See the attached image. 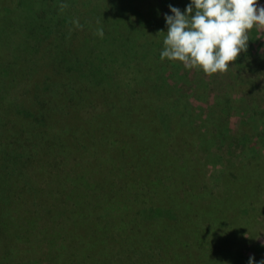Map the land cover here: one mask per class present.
Returning <instances> with one entry per match:
<instances>
[{
	"label": "trees",
	"instance_id": "1",
	"mask_svg": "<svg viewBox=\"0 0 264 264\" xmlns=\"http://www.w3.org/2000/svg\"><path fill=\"white\" fill-rule=\"evenodd\" d=\"M94 1L65 38L73 56L44 65L8 109V53L59 20L23 11L41 29L20 45L0 0V264H258L264 108L228 91L217 112L197 71L160 59L159 3L189 0ZM123 68L134 82L114 76ZM219 140H235L237 158L213 150Z\"/></svg>",
	"mask_w": 264,
	"mask_h": 264
},
{
	"label": "rangeland",
	"instance_id": "2",
	"mask_svg": "<svg viewBox=\"0 0 264 264\" xmlns=\"http://www.w3.org/2000/svg\"><path fill=\"white\" fill-rule=\"evenodd\" d=\"M117 1L111 0V3H117ZM119 1L122 2L123 0ZM176 2L170 1L166 5L163 2L159 3L160 11L164 15H171L169 9V5H171L183 12L190 0L181 6L176 5ZM12 3L13 5L8 7V30L10 29L11 32V35L8 34V39L10 41H16L22 45L28 34L34 37L40 33V24L35 25L36 19L34 18L24 17L23 11L32 9L34 12L42 14L41 22L45 24L44 15L49 14L52 9L58 12L59 22L53 25V30L43 40H36V43L32 39L28 40V44L31 46L28 51L25 52L21 46L20 51L16 48L17 52L8 53L10 57H6V63L2 69L3 78L6 82L5 86L7 87L8 109L18 104L19 97L26 88L27 82L38 76L39 70L44 65L50 62L53 63L59 57L69 59L73 56V51L68 45L70 40H65V38L70 36L72 40L75 34L74 31L78 29L73 21L78 20L79 24L91 21L94 17L92 12L95 8L94 0H23L24 4L21 0H12ZM61 3H66L68 7L61 10L59 7ZM258 4L264 6V0H258ZM14 15L16 20L12 21ZM164 24L166 25L165 20ZM144 34L146 35V33ZM156 34H159V32H156ZM249 38L247 50L240 53L234 63H230L229 70L226 73L209 76L205 75L202 70L190 69L191 72L197 71L199 78L205 81L207 86L202 85L201 90L208 92L209 103H212L214 95H220L215 103L218 109L217 112H221L223 106L222 94L228 91L244 96L251 108L250 112L256 109L257 106L264 108V28L259 26L253 28L249 32ZM113 74L116 78H124L130 83L134 82L135 79V70L131 68L116 69ZM236 126L237 120L230 119L229 127L236 128ZM213 150L231 159L237 158L240 152L235 140H219L217 144H214Z\"/></svg>",
	"mask_w": 264,
	"mask_h": 264
},
{
	"label": "clouds",
	"instance_id": "3",
	"mask_svg": "<svg viewBox=\"0 0 264 264\" xmlns=\"http://www.w3.org/2000/svg\"><path fill=\"white\" fill-rule=\"evenodd\" d=\"M59 7L63 10L68 5ZM169 9L172 14L164 17L167 31L160 59L181 62L185 69L202 70L209 76L226 73L230 63L247 50L249 32L264 28V6L258 0H190L183 12L171 5ZM73 24L82 27L78 20ZM103 34L98 27L95 35L103 38ZM248 264H253L252 256Z\"/></svg>",
	"mask_w": 264,
	"mask_h": 264
}]
</instances>
